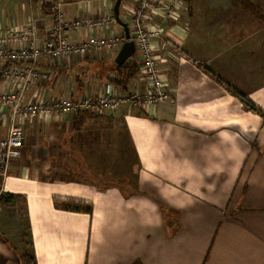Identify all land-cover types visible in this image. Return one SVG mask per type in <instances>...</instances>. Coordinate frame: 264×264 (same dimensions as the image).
<instances>
[{
  "label": "crops",
  "instance_id": "obj_1",
  "mask_svg": "<svg viewBox=\"0 0 264 264\" xmlns=\"http://www.w3.org/2000/svg\"><path fill=\"white\" fill-rule=\"evenodd\" d=\"M182 1L154 51L169 100L23 120L20 156L0 178V195L14 196L0 204V264H25V253L35 264H264V0H246L252 13L240 0ZM49 4L0 0V36L31 27L43 43ZM113 5L64 0L65 23L85 21L68 28V40L122 37ZM134 7L120 5L128 26ZM118 51L19 63L0 56V74L39 73L26 103L96 98L107 87L117 97L143 94L139 75L125 89L115 83ZM127 64L139 65L138 55ZM19 82L0 76V94ZM11 119L0 109V139ZM106 172L109 181L98 179ZM55 200L91 204L92 213L63 211Z\"/></svg>",
  "mask_w": 264,
  "mask_h": 264
},
{
  "label": "built area",
  "instance_id": "obj_2",
  "mask_svg": "<svg viewBox=\"0 0 264 264\" xmlns=\"http://www.w3.org/2000/svg\"><path fill=\"white\" fill-rule=\"evenodd\" d=\"M53 25L48 30L43 43H38L34 30L29 27L23 30H8L0 36V56H5L12 63L28 62L45 56L59 59L73 56L82 59L90 53L100 50L118 51L125 42L124 36L101 38L89 36L82 42L72 43L68 40V28L80 29L85 21H75L67 25L64 21L62 7L64 0H48ZM115 1V0H113ZM135 7L131 11L128 26L131 40L135 45V53L139 57V76L146 81L147 88L141 95L130 93L117 97L113 95V88L107 87L105 92L96 98H83L74 101L70 98L52 99L46 103L25 102V91L38 81L39 73L30 67H9L0 76L5 79L20 81L15 91L0 94V109L9 108L12 119L8 134L0 139V178L7 174L12 160L20 156L19 150L23 146L24 134L22 122L27 118L38 117L43 121L54 119L60 115L87 112L89 114L107 111L114 114L123 102H142L147 106H154L170 99L165 83L160 77V69L156 62L154 51L156 45L163 43V32L169 21H176L178 9L182 0H133ZM160 14L161 23H154L152 15ZM90 25V24H89ZM15 43L18 49H8L7 45ZM19 119V120H18Z\"/></svg>",
  "mask_w": 264,
  "mask_h": 264
},
{
  "label": "trees",
  "instance_id": "obj_3",
  "mask_svg": "<svg viewBox=\"0 0 264 264\" xmlns=\"http://www.w3.org/2000/svg\"><path fill=\"white\" fill-rule=\"evenodd\" d=\"M243 7L248 9L251 13L254 10V6L248 3L246 0H240ZM255 13V12H254ZM256 14V13H255ZM116 71V77L118 78L115 83L121 89H125V86L128 82H130L134 77L139 74L138 67L135 65H129L125 63L120 67H114ZM246 107L254 112L259 113L260 111L257 110L253 105L248 103L247 101H243ZM262 114V113H260ZM264 117V115L262 114ZM11 199H14V196L11 195H0V204H8ZM55 204L58 208H61L63 211L72 212V213H84L90 215L92 213V205L88 203L78 202V201H69V200H55ZM24 262L25 264H35V260L33 256L30 254L25 253L24 255Z\"/></svg>",
  "mask_w": 264,
  "mask_h": 264
},
{
  "label": "water",
  "instance_id": "obj_4",
  "mask_svg": "<svg viewBox=\"0 0 264 264\" xmlns=\"http://www.w3.org/2000/svg\"><path fill=\"white\" fill-rule=\"evenodd\" d=\"M121 2L122 0H115L113 5L114 20L116 24L123 29V36L125 39V42L119 49L114 60V64L116 67H120L124 65L135 54V45L134 42L130 39L131 35L128 25L125 22H123L119 16V9Z\"/></svg>",
  "mask_w": 264,
  "mask_h": 264
},
{
  "label": "rangeland",
  "instance_id": "obj_5",
  "mask_svg": "<svg viewBox=\"0 0 264 264\" xmlns=\"http://www.w3.org/2000/svg\"><path fill=\"white\" fill-rule=\"evenodd\" d=\"M136 63V53L127 61V63ZM130 65V64H129ZM133 65H135V64H133ZM111 66L112 67H115V64H114V59L112 60V63H111ZM13 161V160H12ZM11 161V162H12ZM10 162V163H11ZM111 168V167H110ZM120 169H123V170H127V169H130V167H122V168H120ZM105 178H100V177H98V179H105L106 181H109L108 179H111L112 177H108V175H111V172L110 173H105ZM117 178V177H116ZM111 181V180H110ZM112 182V181H111ZM120 182V181H119ZM19 212H20V214H21V216H23V212L19 209Z\"/></svg>",
  "mask_w": 264,
  "mask_h": 264
}]
</instances>
